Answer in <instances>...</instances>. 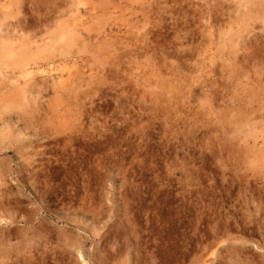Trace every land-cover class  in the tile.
<instances>
[{
	"label": "rangeland",
	"instance_id": "rangeland-1",
	"mask_svg": "<svg viewBox=\"0 0 264 264\" xmlns=\"http://www.w3.org/2000/svg\"><path fill=\"white\" fill-rule=\"evenodd\" d=\"M78 1L0 0V264H264V0Z\"/></svg>",
	"mask_w": 264,
	"mask_h": 264
},
{
	"label": "bare ground",
	"instance_id": "bare-ground-1",
	"mask_svg": "<svg viewBox=\"0 0 264 264\" xmlns=\"http://www.w3.org/2000/svg\"><path fill=\"white\" fill-rule=\"evenodd\" d=\"M241 1H242V0H241ZM78 2H79V1L77 0V3H78ZM83 2H84V1H83ZM243 2H244V1H243ZM75 3H76V2H75ZM77 6H78V5H77ZM82 6H83V5H82ZM79 17H80V16H79ZM14 49H15V48H14ZM37 51H38V50H37ZM45 51H46V50H45ZM42 52H43V51H42ZM46 52H47V51H46ZM36 53H37V52H36ZM50 53H51V52H50ZM42 54H44V53H42ZM48 54H49V53H48ZM48 54H47V55H48ZM38 55H39V54H38ZM32 57H33V56H32ZM44 57H45V56H44ZM35 58H36V57H35ZM35 58L33 57V60H36ZM37 58H38V57H37ZM45 58H46V57H45ZM47 58H48V57H47ZM39 59H40V57H39ZM64 59H65V58H64ZM24 61H25V60H24ZM26 61H27V60H26ZM29 61H30V60H29ZM38 61H39V60H38ZM41 61H42V60H41ZM27 62H28V61H27ZM27 62H26V63H27ZM33 62H34V61H33ZM44 62H45V61H44ZM54 62H55V61H54ZM26 63H25V64H26ZM22 64H23V63H22ZM22 64H21V65H22ZM28 64H29V63H28ZM28 64H27V65H28ZM23 65H24V64H23ZM27 65H26V66H27ZM45 65H46V64H45ZM28 66H29V65H28ZM28 66H27V67H28ZM24 67H25V66H24ZM27 67H26V68H27ZM72 77H73V76H72ZM55 79H56V78H55ZM73 81H74V80H72V82H73ZM69 85H70V84H69ZM29 87H30V86H29ZM62 88H63V86H62ZM65 88H66V87H65ZM65 88H64V89H65ZM59 89H60V88H59ZM40 90H41V89H40ZM60 90H61V89H60ZM64 91H65V90H64ZM26 92H27V91H26ZM58 92H59V91H58ZM60 97H61V96H60ZM62 97H63V96H62ZM56 98H57V97H56Z\"/></svg>",
	"mask_w": 264,
	"mask_h": 264
}]
</instances>
